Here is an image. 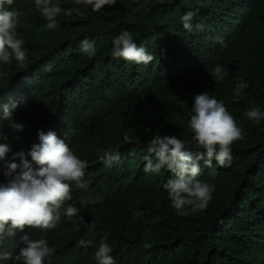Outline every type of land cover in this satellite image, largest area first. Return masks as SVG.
<instances>
[{"label": "trees", "instance_id": "trees-1", "mask_svg": "<svg viewBox=\"0 0 264 264\" xmlns=\"http://www.w3.org/2000/svg\"><path fill=\"white\" fill-rule=\"evenodd\" d=\"M53 2L79 14H61L59 26L48 29L34 0L11 6L19 12L17 33L27 59L0 63V105L15 102L11 119L25 128L11 130L0 107V143L10 146V161L20 151L30 161L38 130L64 139L87 161L88 185L72 182L64 207L75 206L95 228L88 233L62 209L51 231L5 235L0 252L12 258L0 264H20L15 257L26 233L54 249L50 264H97L102 237L115 264H264V120L245 115L253 102L264 112V0H118L99 12L74 0ZM189 10L203 31L183 28L180 18ZM124 30L154 55L152 62L111 58L112 40ZM84 39L94 42V57L81 52ZM216 65L228 71L222 82L210 75ZM239 82L247 87L237 96ZM202 91L238 117L244 139L232 144L237 158L232 155L226 167L199 161L197 179L215 191L205 209L179 215L163 188L173 174L145 173L144 157L156 134L175 135L198 150L188 120L193 97ZM106 152L119 158L109 165ZM89 236L91 245H78Z\"/></svg>", "mask_w": 264, "mask_h": 264}, {"label": "clouds", "instance_id": "clouds-1", "mask_svg": "<svg viewBox=\"0 0 264 264\" xmlns=\"http://www.w3.org/2000/svg\"><path fill=\"white\" fill-rule=\"evenodd\" d=\"M75 4L88 5L94 12H99L105 6L113 7L118 0H74ZM15 0H0V63L10 65L13 59L18 64H24L27 59L26 50L23 47L25 41L18 36L17 28L20 23L19 12L13 10ZM35 8L39 10L47 21L48 29H55L59 25L57 17L61 14L70 16L75 8H63L53 0H34ZM8 6V7H6ZM195 11H187L181 16L183 28L191 33L203 31L204 25L193 24ZM80 50L88 57H94L97 53L94 42L84 39L80 42ZM111 58L122 59L135 64L148 65L155 57L143 46H138L132 34L124 30L112 40ZM216 82H222L228 75V71L221 65H216L210 73ZM245 82L236 84L234 93L239 96L241 90L246 88ZM3 108V117L10 121V129L22 132L25 125L11 119V105H0ZM243 113H241L242 116ZM245 115L257 122L264 120V112L253 106L246 110ZM221 100L209 96L206 91L194 95L188 128L193 134V140L197 151L193 152L186 147L183 140L175 135L156 134L149 141L150 155L144 157V171L159 175L163 169L170 171L173 176L163 184L167 191L172 208L179 215H188L207 207L212 198L215 186L206 183L197 177L201 168L199 161L212 167V161L226 167L230 164L232 155L236 152L232 144L243 140V129L238 125L240 120L233 117ZM38 143L31 145L28 156L25 158L23 151L13 153L12 160L7 158L11 151L7 143H0V241L5 235L12 237L16 232H23L26 228L51 231L57 227L63 215L68 218L78 217V224H83L88 233H91L95 225L85 221L79 216V209L65 202L72 199V182L80 189H87L88 185L83 180L87 161L81 159L69 147L64 139H61L53 130H38ZM3 139L7 140L4 135ZM19 157V163L15 158ZM104 160L109 165L118 155L104 154ZM237 158V157H236ZM35 165V167L33 166ZM22 244L19 247L16 261L20 264H50V256L54 249L49 247L44 238L31 239L26 233L20 237ZM94 237L81 238L78 245L87 247L93 243ZM107 237H102L95 251L97 264H115L110 254L112 248L105 242ZM12 258L8 252H0V260Z\"/></svg>", "mask_w": 264, "mask_h": 264}]
</instances>
